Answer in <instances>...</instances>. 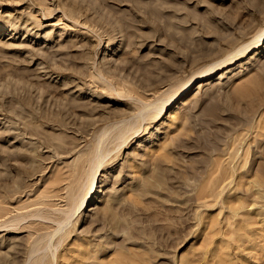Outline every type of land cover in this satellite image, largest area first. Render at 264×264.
Wrapping results in <instances>:
<instances>
[{
	"label": "rangeland",
	"instance_id": "1",
	"mask_svg": "<svg viewBox=\"0 0 264 264\" xmlns=\"http://www.w3.org/2000/svg\"><path fill=\"white\" fill-rule=\"evenodd\" d=\"M260 122L264 0H0V264H264Z\"/></svg>",
	"mask_w": 264,
	"mask_h": 264
},
{
	"label": "bare ground",
	"instance_id": "2",
	"mask_svg": "<svg viewBox=\"0 0 264 264\" xmlns=\"http://www.w3.org/2000/svg\"><path fill=\"white\" fill-rule=\"evenodd\" d=\"M9 24H6V26H8ZM10 27V26H9ZM18 26H16V28H17ZM7 30V29H6ZM16 33H18V30H17V32ZM16 33H14L13 35L12 34H9L8 33V36L7 37H9L10 38V36H12V37H15V35H16ZM6 37V36H5ZM6 37V38H7ZM222 37H223V35H222ZM226 37V36H225ZM225 37H223V38H225ZM227 38V37H226ZM260 38V37H259ZM258 38V39H259ZM169 42V41H168ZM171 43V42H170ZM257 47V46H256ZM240 53V52H239ZM260 51H256L253 55H251L250 56V58L251 59H257L258 58V56L260 55ZM40 54H41V52H40ZM43 54V53H42ZM45 55L44 56H46V57H48V59H51L52 60V55H50V53L49 54H46V53H44ZM48 55V56H47ZM50 55V56H49ZM234 55H236L237 56V54H234ZM234 55H232V56H234ZM52 56V57H51ZM46 57L44 58L43 57V59H45V60H47L48 62L50 61V60H48V59H46ZM53 58H56V56L55 57H53ZM229 58H231L230 60H229ZM228 58V61L231 63V62H233L234 61V58H232V57H229ZM238 58V57H237ZM227 59V58H226ZM235 59H236V57H235ZM53 61H55V60H53ZM78 61V60H77ZM47 62V63H48ZM52 62V61H51ZM45 63H46V61H45ZM50 63V62H49ZM48 63V64H49ZM229 63V64H230ZM47 64V65H48ZM217 64V63H216ZM215 64V65H216ZM223 64V63H222ZM222 64H217L216 66L215 65H212L211 66V68H210V70H208V71H206L205 73H202V74H199V79H201V78H204V77H207V75L208 74H211L212 72H214L217 68H219L220 69V67H222ZM225 64V63H224ZM46 65V64H45ZM226 65V64H225ZM49 66V65H48ZM228 66V65H227ZM172 67V66H171ZM170 67V68H171ZM227 72H229V71H231V69H227L226 70ZM196 77V76H195ZM221 77H224V75L223 74H221L220 76H218L217 78H221ZM209 79V78H208ZM201 81V80H200ZM202 83H200L198 86H197V89H200V88H202V89H204L205 88V86L209 83V81L210 80H203L202 79ZM74 82V81H73ZM75 83V82H74ZM192 83H193V80H191V81H189L181 90H180V92L176 95V96H173L171 99H169V101L167 102V104H169V105H171L173 102H175V101H177L179 98H181V96H185L186 94H188L194 87H196L195 85H196V83L195 84H193L192 85ZM73 84V83H72ZM74 85V84H73ZM46 86V85H45ZM70 86V85H69ZM47 87V88H46ZM46 87H44V88H46V89H48L49 87L48 86H46ZM52 89H54V88H52ZM49 90V89H48ZM51 90V89H50ZM179 101V100H178ZM74 103V102H73ZM73 103H71V104H73ZM75 103H77V105H76V107L77 108H74V109H79V110H83L85 107H88V104L86 105V103L85 102H83V101H78V102H76L75 101ZM68 104L70 105V103H68L67 102V105H65V107L67 106V108L68 109H70L69 107H68ZM62 107V108H61ZM59 109L60 110H62L63 109V112L64 111H66L65 109H64V107L63 106H61ZM71 107L73 108L74 107V104L73 105H71ZM157 107V106H156ZM162 107V106H161ZM86 110V109H85ZM84 110V111H85ZM69 111V110H68ZM67 111V112H68ZM73 111H75V110H73ZM78 111V110H77ZM70 112V114H71V111H69ZM68 112V113H69ZM66 113V112H65ZM73 113V112H72ZM62 114V113H61ZM160 114V112H157L156 114H151V117L150 118H154V119H156L157 117H158V115ZM69 115V114H68ZM62 116H65V115H62ZM66 116H67V114H66ZM65 116V117H66ZM68 117V116H67ZM66 119V118H65ZM100 119H102V118H100ZM106 119V118H105ZM63 120H64V118H63ZM96 121H98V119L96 120ZM102 121H104L103 119H102ZM99 122V121H98ZM102 123V122H101ZM94 124H97L95 121H94ZM94 126V125H93ZM260 129H263L264 130V123L263 122H260L258 125H257ZM131 129H132V127H131ZM259 129V130H260ZM129 130H130V128H129ZM137 130H138V128L137 129H135V130H130L131 132L130 133H136L137 132ZM258 130V131H259ZM260 134H261V131L259 132ZM124 133L123 132H119V133H116L115 135L117 136V137H119V136H122ZM114 135V136H115ZM125 135V134H124ZM129 135V134H128ZM128 135L126 136V138H125V140H124V143H126V140H127V138H128ZM129 137H130V135H129ZM177 140V139H176ZM257 140V139H256ZM261 141H262V139H260ZM260 141V142H261ZM258 143H259V141H257ZM257 142H256V144H257ZM262 144V143H261ZM259 145V144H258ZM255 148V147H254ZM11 153V155H16V156H21V155H24L25 153L24 152H22V151H10ZM9 154V155H10ZM26 155V154H25ZM236 157H237V152H235V153H233V151H232V155H231V158H232V160H235L236 159ZM261 156L259 155V158H260ZM231 163V162H230ZM250 163V166L248 167V168H244L242 171H241V173H243L242 175L243 176H246L247 174H248V172L250 171V169H256V173L258 174V179L257 180H255V183H254V186L256 185V184H258L259 186H263L264 187V181H263V179H264V161L263 160H258V159H256V157H252V160H251V162H249ZM246 164H247V162H246ZM219 165V164H218ZM215 166V165H214ZM240 166H243V165H240ZM240 166H239V168H240ZM245 166H247V165H245ZM225 169V168H224ZM229 170H230V174L231 175H235L236 174V172H237V169H238V167H236V166H234V167H231V168H228ZM214 170H216L215 168L213 169V172H214ZM212 171V170H211ZM224 171H227L226 169L225 170H223V172ZM254 171V170H253ZM222 172V174L219 176H217L214 180L212 179V183H211V187H210V189H214V187H215V185L216 184H221L223 181H225L227 178H228V173H223ZM171 177V176H170ZM210 177V176H209ZM208 177V178H209ZM172 178V177H171ZM207 178V177H206ZM173 181H175V180H172V182ZM208 181V180H207ZM170 182H171V180H170ZM171 182V183H172ZM209 182V181H208ZM245 182H246V180H245ZM248 182V181H247ZM203 183V182H202ZM238 183H240V185H244V181L243 180H240ZM174 184V183H173ZM253 184V183H252ZM205 186H207V184L205 185ZM200 187V186H199ZM241 187H243V186H241ZM251 188H253V185H250L249 187H247V189L249 190V189H251ZM92 189V187L90 188V190ZM245 189V188H244ZM90 190H89V192H90ZM246 190V189H245ZM254 190V189H253ZM260 190V189H259ZM247 191V190H246ZM255 191V190H254ZM264 191V190H263ZM213 192H214V190H213ZM209 193V192H208ZM216 193V192H215ZM254 193H256V192H254ZM199 194V193H198ZM201 194V193H200ZM252 194V193H251ZM200 196V195H199ZM210 196V195H209ZM252 196V195H251ZM250 196V197H251ZM254 196V195H253ZM87 197L88 196H86L84 199H82L81 200V202L78 204V206H77V208H76V210H74L73 212H71V213H69L68 214V216L65 218L66 219V223H65V225L67 224V222H69L70 221V218H71V216H72V214H74V212L75 211H77L78 210V208H80L83 204H84V202L86 201V199H87ZM96 197V196H95ZM215 197V196H214ZM248 200V199H247ZM212 201V200H211ZM89 202H90V200H89ZM88 202V203H89ZM91 208V207H90ZM92 209V208H91ZM240 209V208H239ZM174 212L175 211H173V210H170V214H171V216L173 217V215H174ZM170 218V217H169ZM169 218H167L168 220H169ZM169 221H171V220H169ZM168 221V222H169ZM167 222V223H168ZM171 223L173 224V226L174 225H176L175 223H173V221H171ZM63 223L62 224H59L58 226H57V229H56V231H59V230H61L64 226H65ZM167 225V227L166 226H164V227H166V229L168 228V230H170L171 231V227H169V226H171V225H168V224H166ZM172 226V227H173ZM176 227H177V225L175 226V229H176ZM178 228H179V226H178ZM177 228V229H178ZM172 230H173V228H172ZM179 230V229H178ZM92 256V255H91ZM141 256V255H140ZM142 256H144V255H142ZM153 256V255H152ZM151 256V257H152ZM145 257V256H144ZM123 257H121L120 259H121V261L123 260V261H125L124 259L125 258H123ZM145 258H147V256L145 257ZM142 259L143 260H145L143 257H142ZM141 260V259H140ZM143 260H141L142 262H143ZM148 260L150 261V260H152L151 258L149 259V257H148ZM146 262H147V259L145 260ZM127 263V262H126ZM132 263H134V262H132ZM152 263V262H151ZM130 264H131V262H130ZM142 264H144V262L142 263ZM149 264V263H148Z\"/></svg>",
	"mask_w": 264,
	"mask_h": 264
}]
</instances>
